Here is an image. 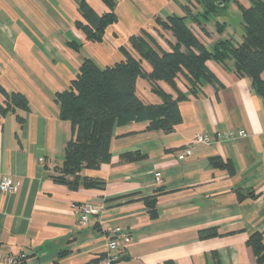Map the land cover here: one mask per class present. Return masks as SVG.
<instances>
[{
    "label": "crops",
    "instance_id": "1",
    "mask_svg": "<svg viewBox=\"0 0 264 264\" xmlns=\"http://www.w3.org/2000/svg\"><path fill=\"white\" fill-rule=\"evenodd\" d=\"M229 1L208 12L207 0H0V179L16 186L13 194L0 192V264L7 257L14 264H95L114 227L132 236L120 264H264V92L233 60H207L211 75L194 91L177 76L182 122L170 131L151 130L149 121L117 123L109 162L62 170L72 124L60 115L58 93L69 89L83 59L106 67L126 60V51L138 57L134 36L171 51L178 41L165 23L173 16H185L212 48L232 26L222 11ZM235 2L242 18L239 5L248 1ZM84 3L114 15L98 40L77 27L88 23ZM218 12L225 20L215 30L209 19ZM143 66L152 71L146 60ZM137 93L146 104H162L145 77ZM14 94L27 99V109L12 106ZM238 128L248 136L215 142L217 132ZM200 134L212 142L197 143ZM188 148L192 155L182 158ZM83 203L97 208L85 225ZM251 238L261 241L260 254Z\"/></svg>",
    "mask_w": 264,
    "mask_h": 264
},
{
    "label": "trees",
    "instance_id": "2",
    "mask_svg": "<svg viewBox=\"0 0 264 264\" xmlns=\"http://www.w3.org/2000/svg\"><path fill=\"white\" fill-rule=\"evenodd\" d=\"M104 1L113 6V0ZM217 1L220 0H207L211 9L208 12L217 10L220 6ZM247 1L248 5H239L245 35L244 40L237 45L229 39H222L212 48L205 46L192 32L185 16H173L165 23L178 41L171 51H163L155 45L154 48L149 44L150 40L134 36L132 45L139 53L138 57L126 51V60L106 67L100 66L92 58H84L69 89L58 93L60 115L72 124L63 172L76 174L84 167L95 168L109 162L113 128L117 123L149 121V129L166 131L181 123L179 103L185 96L179 92L176 78L183 74L194 91L201 76L211 75L206 66L209 59L219 63L233 60L235 71L239 75L250 77L256 90L263 94L264 80L261 74L264 72V0ZM80 10L88 23L78 21L77 27L94 40L100 39L105 26L114 20L113 14L98 15L85 3ZM143 60L151 65V72H146ZM139 77L150 81L153 89L161 95L162 104L149 105L139 97ZM162 81L178 91V95L175 97L168 93L159 84ZM0 91L3 90L0 88ZM11 103L13 107L28 108L27 99L20 94H14ZM0 109L2 112L3 107L0 106ZM76 184L77 182L74 185ZM251 244L260 254L263 250L261 241L251 238Z\"/></svg>",
    "mask_w": 264,
    "mask_h": 264
},
{
    "label": "built area",
    "instance_id": "3",
    "mask_svg": "<svg viewBox=\"0 0 264 264\" xmlns=\"http://www.w3.org/2000/svg\"><path fill=\"white\" fill-rule=\"evenodd\" d=\"M213 135L200 134L195 137V141L201 144H210L213 140ZM248 132L243 128L232 129L225 132H217L215 134V142L232 141L236 139L246 138ZM192 155V148H188L181 155L182 158ZM43 160V158H41ZM158 182L162 183L163 179L160 173L156 174ZM16 191V186L9 177L0 179V192L6 194H13ZM97 212V208L90 203H83L81 205L80 223L85 225L89 222L90 216ZM110 237L107 241V251L95 264H120L121 250L125 244L130 242L132 236L129 231L123 230L120 227L109 229ZM1 258V257H0ZM7 264H14V259L6 258Z\"/></svg>",
    "mask_w": 264,
    "mask_h": 264
},
{
    "label": "rangeland",
    "instance_id": "4",
    "mask_svg": "<svg viewBox=\"0 0 264 264\" xmlns=\"http://www.w3.org/2000/svg\"><path fill=\"white\" fill-rule=\"evenodd\" d=\"M221 10V9H220ZM240 10V9H239ZM225 12L226 20L229 21L232 26L227 27L226 31L222 33L219 32L223 38L231 40L234 44H239L244 40V28L242 27L241 14L238 11V5L235 0H230L227 7L222 9ZM221 12L210 14V22L212 23L214 29L216 30V22L223 21L225 19Z\"/></svg>",
    "mask_w": 264,
    "mask_h": 264
},
{
    "label": "water",
    "instance_id": "5",
    "mask_svg": "<svg viewBox=\"0 0 264 264\" xmlns=\"http://www.w3.org/2000/svg\"><path fill=\"white\" fill-rule=\"evenodd\" d=\"M226 3V0H221L218 2V5H224Z\"/></svg>",
    "mask_w": 264,
    "mask_h": 264
}]
</instances>
